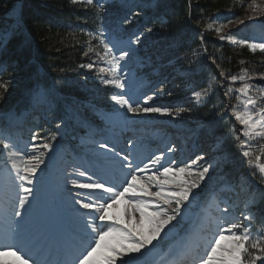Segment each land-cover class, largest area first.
Instances as JSON below:
<instances>
[{
    "label": "snow or ice",
    "instance_id": "obj_1",
    "mask_svg": "<svg viewBox=\"0 0 264 264\" xmlns=\"http://www.w3.org/2000/svg\"><path fill=\"white\" fill-rule=\"evenodd\" d=\"M78 2L97 8L102 7L94 0H72L74 4ZM248 9L253 14L247 16L248 20H252L256 14L264 15V0H261V3L252 0ZM124 23L127 24L130 21L125 19ZM228 23L231 24L233 21ZM238 23L243 24L244 20L240 19ZM220 30L216 29L217 32ZM152 32V27H146L144 32L133 34L127 41L114 43L106 41L103 38L104 31L99 30L95 38L99 40L102 52L90 45L84 54L87 56L88 53L94 52L97 57L95 63L103 62L107 66L99 69L101 73H107L100 79L103 84L112 85L121 90V93L111 96L120 108L126 109L133 115L179 116L185 109L177 108L173 111L168 107L147 106L153 99L152 96H145L144 105L146 106H141L139 103L134 104L130 97L126 98L123 94L127 77L121 75L124 67L122 62L130 60L136 53L133 45H140L145 38V33ZM87 35L90 38L93 37V33H87ZM228 39L234 44H247L253 51L257 48L264 51V43L236 41L231 36ZM121 44L124 46L121 47ZM81 67L92 69L94 63L81 65ZM5 70L6 66L0 65V72ZM220 75L224 76V73L221 72ZM246 78H249L246 71L239 77L231 76L233 82L238 79L243 81ZM260 78L264 80V74ZM9 83L8 80L0 81V90L7 91ZM251 87L248 83H244L242 87L235 89V92L240 94L236 99L243 105L244 110L238 111L236 105L232 106V115L243 126L241 135L244 139H241V135H236L235 129L231 131L238 141L242 155L248 158V164L252 165L255 160L261 174L260 180L264 182V164L260 163L261 156L256 155L253 160L249 143L257 138L264 139V107L258 106V101L249 95ZM160 91L163 92L162 89ZM232 92L233 89L229 88L225 95ZM207 94L208 89L193 92L197 102ZM260 96L264 98V91L260 92ZM33 101L44 102V93L34 92ZM36 139L33 135L32 140ZM52 139H55V136ZM129 145L134 146L131 140ZM99 147L105 149V154L111 152L120 157L122 161L120 179L105 180L99 177L93 179L87 171L77 169L76 175L85 180L72 179L69 183L73 188L81 190L76 193L77 198L74 199V204L84 210L77 214L80 234L71 251L70 259L60 261L58 264H118V262L119 264H148V261L143 258L157 249L159 242L165 237L175 232L185 217L187 209L197 197L195 190L201 187L206 178H210L209 173L213 165L208 164L194 171L193 165L203 161L205 159L203 155L197 156L195 160L183 166H175L176 161H169L163 152L149 157L147 163L143 161L135 163L130 159V153L121 155L107 143H100ZM53 150L54 145L45 140L40 145L32 143L26 151H23L11 136L0 133V155L6 157L7 174L12 185L18 189L14 193L18 206L13 214L20 220L15 222L17 228L13 232V239L22 229L21 221L25 215L22 210L30 205L29 197L34 192L33 187L25 185L34 184L37 171L41 170V165L46 163L45 153ZM173 151L174 148H168L169 153ZM122 203L124 212L123 218H120L115 211ZM255 203L253 195L246 201L240 218L229 217V209L224 208L223 214L216 217L214 222L209 220L213 224V230H210V234L203 239V252L196 254L199 245L194 250L191 243H185L171 253L175 256L171 264H187L189 259L192 264H257L258 261L264 264V229L254 232L251 227V222L258 215V212L253 211ZM216 207L219 210V205ZM261 219L264 220V216H261ZM21 251L18 243H10L4 251H0V255L14 256L15 264H29V261L31 264H47L35 257L18 254Z\"/></svg>",
    "mask_w": 264,
    "mask_h": 264
},
{
    "label": "trees",
    "instance_id": "obj_2",
    "mask_svg": "<svg viewBox=\"0 0 264 264\" xmlns=\"http://www.w3.org/2000/svg\"><path fill=\"white\" fill-rule=\"evenodd\" d=\"M18 1H22L21 19L25 32L20 28L14 29L0 51V62L6 66L0 81H10L7 91L0 90V112L23 101L25 95L33 90L37 79L48 87L46 74L64 96L87 98L88 86L81 84L83 77L79 66L88 61L90 53L87 56L84 54L88 47H96L98 39L95 34L99 30L106 27V37L123 30L121 21L113 18V8L103 11L96 6L74 4L70 0H0V30L5 28L3 22ZM147 1L155 2V11L145 10L149 19L142 29L152 27L158 33L155 38L169 45L168 58L183 71L189 72L188 78L196 83L199 90H203L206 84L214 86L215 91L189 117L195 123L198 119L209 123L212 136L224 140L223 147L218 150L222 159L216 167L225 170V179L229 181L240 173L242 166L232 167L240 158L238 141L231 131L235 129L233 122L224 115L223 109L235 102L237 96L233 92L235 96L230 95L227 103L217 89L226 87L227 91L229 87L237 88L242 81L233 82L231 76L239 77L245 71L249 77L255 78L264 74V51L249 50L245 45L231 47L220 41L212 31L218 15H232L233 21L247 19L248 13L251 14L247 10L252 0ZM159 16L165 19L164 23L153 21ZM87 33H93V37L90 38ZM33 60L44 71L40 77ZM221 72L224 76L220 75ZM225 132L230 133L228 138ZM236 135H239L237 130ZM261 141L260 147L264 152V139ZM257 182L262 184L259 178ZM254 196L261 219L264 216V191L259 190ZM256 227V230H262L264 220Z\"/></svg>",
    "mask_w": 264,
    "mask_h": 264
},
{
    "label": "rangeland",
    "instance_id": "obj_3",
    "mask_svg": "<svg viewBox=\"0 0 264 264\" xmlns=\"http://www.w3.org/2000/svg\"><path fill=\"white\" fill-rule=\"evenodd\" d=\"M97 1L102 4H104L105 2L106 4L116 3L117 5H125L129 7L131 6H138L140 8L144 6L147 8L154 7V4L152 2L146 3L145 0H97ZM256 2L261 3V0H257ZM14 6L15 4L11 7V10L8 12L6 16L9 22L8 21L3 22L5 23L4 25L6 26L9 25V29L12 27L11 21H14L13 19V15L15 11ZM247 11L249 12L250 10L248 9ZM141 14L142 13H135V15L137 16L136 17L137 23L141 21L139 19L141 18ZM248 15H253V14L248 13ZM225 18L228 19L227 22L224 21ZM262 19H264V15L256 14L252 20L245 19L244 23L240 24L238 23V21H235V20L233 21L232 15L231 16L230 15H223V16L218 15V19L215 20L216 25L214 26V30L212 32H214V34L218 37L220 41L225 42L227 45L231 47L245 45V44H240V43L234 44L232 43L230 39H228V37L231 36L232 39L236 41H246L241 38L242 34H244L246 30H248L249 32L248 41H247L248 43H264V24H262ZM157 21L160 23H163L165 22V19L161 18V19H158ZM229 21H233V23L229 24L228 23ZM217 28L221 29L220 32L216 31ZM135 34H138V33H135ZM5 36L6 35L0 34V42L4 40ZM152 36L154 37V34ZM146 37L147 35H145V38L142 39L143 44L147 43L145 41L147 40ZM221 37H224V38L222 39ZM158 40L159 38L156 41H154L158 43V46L157 48H155V51L156 52L161 51L163 54L169 55V45L163 43L162 41H158ZM147 49H148V53L154 52L153 50L150 49V46ZM256 50H260V49L257 48ZM91 58H93V63L97 62V57L94 52H91V55L89 56V60ZM142 63H146V61H143L142 59ZM98 65L99 66H94V70L96 71V73H92V75H98L100 84L107 86L103 84L100 79V76H106L107 73L106 72L101 73L99 71L100 68H106L107 66L103 62H98ZM188 75H189V72L186 71V75H184L185 77L184 83H178L179 80H174L172 82L170 81L168 83V85L170 83L173 84V90L171 92H166L168 91V88L166 87L164 89V92H166V95L160 96L161 98H163V101L156 102L155 105H152V104L147 105V106H154V107H168L173 111H175L177 108L185 109L179 116H161L159 114L133 115L131 113H128L126 109L120 108L119 105L117 104H114V108L117 110L115 114H110L111 116L108 114L102 115L101 118L103 119L104 124H107V126H105L106 130L107 128L111 130L113 129L121 130V133L117 134L119 138L116 140H121L123 142L124 141L122 138L123 134H127V131L131 128H136L135 130H141L139 134H136L135 136L136 138L133 139L134 141L140 142L137 144L138 147L131 148L130 150V148L128 149V146L126 147L124 146V143L119 142V145L126 150V154L128 153L131 154L130 158L137 159V157L145 151L146 148H144V146L148 145L149 147H151L152 150H154L155 152L154 155H157L160 152H163L165 154V157L169 161L175 160L176 161L175 166H183L185 164L190 163L192 160H195V158L193 159L192 157L195 155V153L197 154V150H196V147H197L196 143H197V137H198L197 129L200 128L198 123H200V125H203V126H207L209 123L202 122V121L200 122L199 119L195 123L193 118L189 116L192 112L199 110V107H201L204 104L207 98H209V95L212 92H214L215 89H214V86H212L211 84L206 85L203 90L208 89V94L206 96H203L202 99L199 102H197L195 97L193 96V92H202L203 90H199L196 83H194L192 79L188 78ZM260 77L261 76L256 77V78L255 77L246 78L245 80H243L242 83H240L237 89L242 87L244 83H248L249 85L252 86L249 90V95L258 101V106L264 107V98H261L260 96V92L264 91V87L260 85V82H264V80H262ZM137 79L138 78H134L133 80H127L126 83L130 84L131 87L129 88V86H127L123 90V94L126 96V98L130 97L134 104L139 103L141 106H146L141 103L140 99H137V96L139 98L140 97L139 95L141 94V90L147 89V87L149 86L144 81H141L139 83L136 82ZM225 89L226 87H223V88L219 87V89L217 90L221 92V94L223 95V98L228 103L231 93L229 95H225V92H226ZM38 91L45 93L42 89H39ZM233 92H235V89H233ZM237 95H240V94L237 93ZM44 104H46V102H44ZM232 106L233 104H229V109H226L227 105H225V108L223 109V113L224 115L228 116V120L229 118H232V121L235 122L236 130L238 131L239 135H241L243 126L240 125V123L236 121L235 117L232 115ZM236 106H237L238 111L244 110L243 105L240 102H237ZM116 114L117 115L121 114L124 117V119L120 120L119 118H116L115 117ZM225 134H227V132H225ZM152 135H154V137H152V140H155V141L150 145L145 144L144 141H147L146 137H150ZM164 135H168V136L172 135L174 140H176L175 144L170 145L171 141L162 142V138L164 137ZM241 138L244 139L242 135H241ZM45 140L51 143V140L48 137L40 138L38 140H35L32 143L40 145ZM261 140L262 139L257 138L256 140L249 141V143L251 145V149H252L251 151L253 153V157H252L253 160L256 155H260L261 156L260 163L264 164V152L262 151V147H260ZM168 148H174V151L169 153ZM194 150H196V152H194ZM65 151H69L68 155L71 154L67 145H64L63 147L57 145V146H54L53 151L45 153L44 158H45L46 163L41 165V170H38L37 174L40 173L43 168L44 169L47 168L50 170L52 166H55V168H60L61 171H63L62 168H65L66 161H68V159L66 160L68 156L67 155L64 156ZM208 151L209 150H207V152ZM98 153H102L101 155L106 158H110V159L114 158L111 152L105 154V150L98 152ZM132 155H134V158ZM203 155H206V152ZM195 156H199V154ZM204 158L205 159L203 161H198L196 165H193L194 171L198 170L199 167L207 166L208 164H211L214 166L216 163H218L221 160V157L219 155L216 156L214 159L207 158V157H204ZM0 161L2 162L3 170H6V165H7L6 157L3 155H0ZM141 161H144L143 158L141 159ZM144 163H147V161H145ZM253 165L256 166L255 160H254ZM257 170L259 172L258 168ZM214 176L215 175L213 174L212 169H211L209 173L210 178H206V179H214L215 178ZM238 180L240 181L239 186H240L241 181L243 180L244 182L246 181V179L243 176H239ZM36 181L37 182H34L36 185L35 188H37L39 185L38 180ZM245 185H247V181ZM236 187H237L236 184L231 185V186L229 185L221 186L219 189L215 190V192L212 193L206 206L201 209L196 207V199H195L190 205V207L187 209L185 217L181 220L175 232H173L168 237H165L163 239V240L169 241L173 237L174 240L171 239L173 242L169 246H167L164 250H161L162 244H164L163 241L159 242L158 248L154 249L153 252L147 254L146 257H144L143 259H146L149 263L152 260L156 261L158 258L166 259L167 257L172 256L171 253H173L174 250L178 249V246H176V244L178 243H175V242L177 239V231L179 229H182L186 225L194 222L195 223L194 226L190 224L188 228L192 229V231L196 233L199 227H201L202 225H205L204 222L209 221V220H212L214 222L213 218L209 219L208 216L203 215V213L205 214V212L208 214H213L214 212L215 214L213 215H218L219 217L222 215L221 214L222 210L224 208H228L229 217L234 216V217L240 218L241 211L245 209V206L241 204L238 198H234V197H231V195H229L230 192H232L233 194L236 192L235 190ZM216 205H219V210L217 209ZM123 212H124V204L122 203L116 209L115 214L118 215L120 218H123ZM162 236H163V233H162ZM154 243H157V242L154 241ZM4 258L5 257H3V259ZM1 260L2 259H0V261ZM2 264H6V263H4L3 261ZM257 264H260V262L258 261Z\"/></svg>",
    "mask_w": 264,
    "mask_h": 264
},
{
    "label": "bare ground",
    "instance_id": "obj_4",
    "mask_svg": "<svg viewBox=\"0 0 264 264\" xmlns=\"http://www.w3.org/2000/svg\"><path fill=\"white\" fill-rule=\"evenodd\" d=\"M10 257V256H9ZM7 258V260L6 261H8V259H9V262H5L4 260H1V262H3L4 261V263H6V264H13V263H15V262H13L14 261V259L13 258ZM3 258V257H2Z\"/></svg>",
    "mask_w": 264,
    "mask_h": 264
}]
</instances>
